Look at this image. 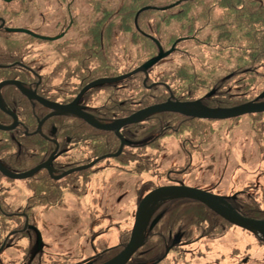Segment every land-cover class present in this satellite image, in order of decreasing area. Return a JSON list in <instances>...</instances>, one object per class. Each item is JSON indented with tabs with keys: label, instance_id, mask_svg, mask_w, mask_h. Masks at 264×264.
<instances>
[{
	"label": "flooded vegetation",
	"instance_id": "af4514ba",
	"mask_svg": "<svg viewBox=\"0 0 264 264\" xmlns=\"http://www.w3.org/2000/svg\"><path fill=\"white\" fill-rule=\"evenodd\" d=\"M175 4L180 6L176 12L164 11ZM124 5L138 11L108 17L111 4L102 2L80 18L74 0H0V264H105L129 243L140 202L158 188L197 189L248 212L253 209L242 203L244 196L259 203L254 184L222 194L215 192V185L204 189L187 182L192 174L188 171L200 166L204 145L214 134V124L205 122H238L243 116L201 118L168 111L119 130L104 128H117L119 122L169 101L186 103L187 110L201 115L263 102L257 100L258 94L251 97L250 66L245 64L243 73L236 67L238 42L250 39L249 30L241 27L244 10L230 4L220 13L217 8L222 4L207 0ZM15 6H25L26 16L36 9L39 23L17 25L22 12ZM50 9L54 17H49ZM172 18H179V37L168 47L162 32L168 31L164 25ZM247 48L243 51L249 55ZM161 52L167 56L146 72L139 71ZM177 56L178 67L173 64ZM173 135H181L182 166L165 144ZM168 154L170 165L172 159L178 162L169 165L166 184L138 179L146 173L155 175L162 161H169ZM221 166L224 175L229 167L222 161ZM109 170L115 176L136 178L128 187L125 179L113 183L98 178ZM33 171L29 177L14 176ZM108 186L115 187L116 199L111 188L107 192ZM131 191L135 207L128 216L133 221L116 222L124 212L119 205ZM86 201L101 208L105 226L98 231L93 226L90 238L77 243L74 208ZM184 204L210 210L193 199L166 201L147 231L150 257L137 251L127 264H171L172 251L183 256L196 241L208 239L193 234L201 225L194 218L186 219L189 228L185 221L175 220L180 211L176 209ZM210 211L217 228L219 218L235 226ZM99 235L103 237L96 240ZM162 250L161 256H152Z\"/></svg>",
	"mask_w": 264,
	"mask_h": 264
},
{
	"label": "rangeland",
	"instance_id": "374dc122",
	"mask_svg": "<svg viewBox=\"0 0 264 264\" xmlns=\"http://www.w3.org/2000/svg\"><path fill=\"white\" fill-rule=\"evenodd\" d=\"M76 3V8L78 14L81 15L80 18L86 17L90 15L91 11L93 12L96 6H99L100 3L106 2L107 4H111V9L124 7V4H130L131 1L127 0L121 3V0H74ZM156 3H168V1H172L169 3H177L180 0H151ZM166 1V2H164ZM210 1V0H207ZM33 2H37V0H33ZM141 6L143 4H140ZM168 6V5H167ZM177 6L171 5L168 8L164 9L169 10L173 7ZM19 11L18 20L16 22L17 25H22V23H30V25L38 24V12L36 9H31L29 15H24V8H19L15 6ZM149 8V7H148ZM144 9L140 10L143 11ZM146 10V8H145ZM217 11L220 13L222 9L220 7L217 8ZM121 12V11H120ZM146 13L142 15L141 18H145ZM49 17H54L53 9H50ZM160 15V14H159ZM21 17V18H20ZM32 20V21H30ZM179 18H172L168 24H165L164 27L168 28V31L165 30L162 34L164 36L165 41L168 47H172L174 42L171 40L178 39L179 36ZM168 27V25H170ZM170 30V31H169ZM169 34L168 33H175ZM41 33H44V29H39ZM174 31V32H172ZM128 50H131L130 43L128 42ZM173 49V48H172ZM171 50V49H170ZM169 50V51H170ZM168 51V52H169ZM144 58H141V61ZM176 62L174 66H179V57H176ZM166 66V65H165ZM164 66V67H165ZM256 88L264 89L263 83H258ZM259 95V94H258ZM242 121H208L206 124H214V134L211 133L209 138V143L204 145L203 153L205 154L202 162L199 164L200 166L196 170H189L188 172H192L190 176L187 178V182L193 185L201 186L204 189L213 188L216 186L215 192L218 193H228L229 191H241L244 188L255 185L258 193L254 190L251 192L259 195L260 200L257 206L261 209H264V116H253L244 115L242 117ZM178 138V140L175 139ZM181 135H173L169 140H167V147L169 153L173 154V157H178L179 161L182 164L178 163V165H183L185 160V155L182 150V145L180 138ZM228 153V154H226ZM168 159L162 161L161 168H157L155 171V175H151L150 173H146L143 176L138 178L140 181H154L157 186H163L168 181L167 173L170 170V159L172 157L169 156ZM221 161L225 162V166L228 165L229 170L224 175H222V166ZM174 159L171 160L172 166L174 163ZM113 170H109L103 175H99L98 178H104L109 182L116 183V178L125 179V186H129L132 180H135L133 175H130L131 178H126V176L119 177L115 176ZM184 172V171H183ZM113 179V180H112ZM112 189L113 199L117 198L115 187L108 186L107 192L109 189ZM215 188V187H214ZM131 190V189H130ZM132 196L133 192L131 191L129 194L124 195L123 201L119 206L124 207V212L119 215L116 219V222H131L130 210H134L135 206H132ZM105 198H110L109 196H105ZM251 198H253L251 196ZM251 198L249 199L247 196L242 198V203L250 205V209H255V206L252 203ZM194 207V208H193ZM179 210L187 211L190 213L191 211L197 210L194 205L190 206V204H184L181 207H178ZM248 208V207H246ZM95 214V217L92 218V215ZM189 216V214H187ZM74 218H75V231L78 229L79 233L75 234V240L77 243L79 241L86 242L87 238H90V233L95 226L96 231L99 230V227H104L103 218L101 208L93 206H89V203L77 202L76 207L74 208ZM128 218L131 221H128ZM125 222V223H126ZM224 233L220 232V235L216 237L199 240L196 241L195 244L189 246L185 251L183 256L177 255L174 251L171 252V264H264V243L259 240L254 234L245 231L244 229L238 228L236 226L227 228L225 227ZM114 231L113 233H115ZM115 235L113 234L112 243L116 242ZM100 237L98 236L96 240ZM110 241V240H109ZM177 259V260H176Z\"/></svg>",
	"mask_w": 264,
	"mask_h": 264
},
{
	"label": "water",
	"instance_id": "95a60500",
	"mask_svg": "<svg viewBox=\"0 0 264 264\" xmlns=\"http://www.w3.org/2000/svg\"><path fill=\"white\" fill-rule=\"evenodd\" d=\"M15 32H27L25 30L17 29L14 30ZM170 54V53H168ZM167 54L161 52V54L145 64L139 71H147L151 68L154 64L158 63L161 59H163ZM257 100H264V92L261 93ZM0 105L3 107V102L0 98ZM188 104L186 103H172L168 102L162 105H157L147 110L136 114L132 118L125 120L123 122H119L117 128L116 125L112 127H104L105 129L111 130H119L125 125L140 123L142 122L147 116L158 114L162 112H177L185 115L195 116V117H203V118H235L244 115H251V114H262L264 113V101L263 102H251L245 105L236 107L234 109L229 110H207L205 114L201 115L197 112H190L186 108ZM36 171H33L27 175H14L18 178L29 177L35 174ZM175 198H188L197 200L207 206L210 210L224 218L229 223L249 231L250 233L254 234L259 240L264 242V221L257 220L253 218H248L241 215L233 206H231L226 200L215 196L210 193H206L197 189L188 188V187H163L158 188L151 193H149L138 206L136 211V217L134 222V227L132 229L131 237L129 243L125 246L124 250L118 254L116 257L111 259L110 261L106 262L105 264H127L132 256L144 246L146 241L147 231L152 220L153 215L155 214L156 210L164 204L166 201L175 199ZM156 222H154L155 224ZM152 225V227L154 226Z\"/></svg>",
	"mask_w": 264,
	"mask_h": 264
},
{
	"label": "trees",
	"instance_id": "16d2710c",
	"mask_svg": "<svg viewBox=\"0 0 264 264\" xmlns=\"http://www.w3.org/2000/svg\"><path fill=\"white\" fill-rule=\"evenodd\" d=\"M125 1L127 0H121V3ZM130 1L131 3H138L139 5L140 4H156V2L151 1V0H130ZM180 1L182 2L183 0H180ZM195 1H203V0H195ZM169 2H172V1H168V3ZM210 2L222 4L220 6L222 10L223 9L227 10L230 4L232 6L233 4H236L235 7L233 6V8L241 9V10H244L245 12V14L241 16V20H240L242 23L241 27L242 29L246 28L249 30L247 31L248 32L247 34L250 33V39L247 43L238 42V47L240 49L235 54V62L237 65L239 64V66H236V67H241L242 69L241 73H243V67L245 66V64H248L250 66L251 97L252 99H254L255 96L263 90V89L261 90V88L260 89L256 88V86H258V83L264 84V0H210ZM158 4L164 5L165 3H158ZM179 8L180 6H175L171 9L173 12H176ZM119 11H123V12L138 11V8L134 10L132 7L127 8V6L125 5L124 7H119L116 9L108 8L107 16L116 17L118 16L117 12ZM243 22H246V24H244ZM171 40L174 42L176 39L173 40L172 38ZM245 45L249 46V48L245 49V51H248L249 55H247L243 51L244 50L243 47ZM177 74L180 76L179 72H177ZM252 203L255 206V209H253L252 212H248L246 210L242 211L238 207H236V209L242 215L246 217L264 220V211H262L261 208L257 206L254 200H252ZM195 207L197 210L191 211L190 213H187V211H183V210L177 211L178 212L177 214L179 215H176L175 220L178 222L185 221L186 223L185 228L190 227L186 221L187 218H194L196 221L195 224L201 223V225H199L198 230L195 233H193L197 235L198 237L212 238V237H216L215 234H217V237H218L220 235V232L224 233L223 229L225 227L227 228L230 227V225H228L221 218H219V226L217 228L216 225L214 226V222H216L215 219L217 218H215L216 216L210 210H208L207 208L203 206L201 207L200 205H196ZM176 210H179V208ZM259 211H262V212H259ZM187 214H189V216H187ZM161 218L162 216L160 217V220ZM194 231L195 229L192 232ZM138 252H144V255L146 257H150V253L148 251V243L146 242L145 246L142 247ZM164 252L165 250H162L159 253L156 252L155 255H152V256L158 257V256H161Z\"/></svg>",
	"mask_w": 264,
	"mask_h": 264
}]
</instances>
